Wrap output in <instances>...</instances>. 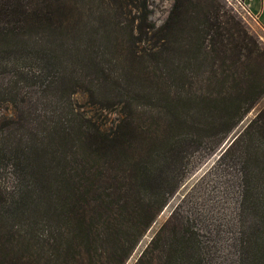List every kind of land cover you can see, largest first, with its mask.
Here are the masks:
<instances>
[{
	"label": "trees",
	"instance_id": "16d2710c",
	"mask_svg": "<svg viewBox=\"0 0 264 264\" xmlns=\"http://www.w3.org/2000/svg\"><path fill=\"white\" fill-rule=\"evenodd\" d=\"M84 1L0 0V103L9 102L15 111L13 119L0 123V264H125L180 184L170 180V171L200 144L171 129L221 126L211 136V153L264 93L252 73H242V56L248 58L253 46L238 21L219 14L216 0H174L160 27L147 25V0H98L119 14L128 8L140 12L128 25L129 36L146 46L131 58L147 65L144 95L163 102L149 111L168 134L161 158L148 163L149 150L134 153L135 140L153 144L158 134L133 119L132 104L106 105L92 86L84 90L90 105L120 106L111 129L72 106L64 116L36 114L23 88L37 87L44 95L63 83L67 49L61 34ZM26 30L57 36H25ZM241 73L248 79L244 85ZM30 116L39 118L31 124ZM195 117H203L205 127ZM35 123H43L40 139ZM234 154L240 205L233 264H264V105L218 160ZM13 244L20 253L9 257L7 245ZM207 255L182 198L133 264H210Z\"/></svg>",
	"mask_w": 264,
	"mask_h": 264
},
{
	"label": "rangeland",
	"instance_id": "374dc122",
	"mask_svg": "<svg viewBox=\"0 0 264 264\" xmlns=\"http://www.w3.org/2000/svg\"><path fill=\"white\" fill-rule=\"evenodd\" d=\"M173 1L147 0V25L154 24L156 27H160L165 21ZM216 2L220 5L219 14L223 12L225 15H231L244 29L253 49L249 55L247 52H243L248 55V58L242 56V61L245 63V72L242 73L247 76L252 73L257 78L258 89L263 88L264 31L255 19L236 6L232 0H216ZM105 7V4L98 0H85L81 5L80 12L74 16L66 28L65 34H61L64 36L62 47L67 50L63 52L65 76L57 91L40 95L37 87H24L23 96L25 100L36 103V114L50 116L52 112L61 111V116H64L69 106H72L80 112L83 111L85 116L95 119L105 130L111 129L118 120L120 106L112 105L106 109H101L97 105H90L88 103L90 100L89 93L84 90H88L91 86L95 88L96 94L101 95L96 97L103 98V103H107L106 105L112 101L131 103L134 110L133 119L144 129L150 125V129H154L158 134L157 141L153 144L152 141L135 140L132 144L133 151L137 155H142L146 150H149L148 163H155L156 159L162 156V143L168 134L162 129L163 126L162 128L156 127L155 123L160 122V120L154 117L155 122L152 121L149 113V111L151 114L158 111L161 102L154 99L150 101L142 91L147 82L142 80L141 76L147 65L138 64L131 58L132 53H137L141 47L146 46V43L132 42V38L129 36L128 27L131 28L133 25L131 20L135 19L134 14L138 17L140 12L136 13L132 8H128V12L124 10V13L119 14L113 9ZM196 12L197 10L191 7L188 13L194 17ZM136 19L138 20V18ZM25 36L57 35L48 33L41 35L26 30ZM101 69L108 74L106 81L103 80L105 76ZM242 73L240 83L244 85L248 79L244 78ZM263 105L264 93L227 133L220 146L211 153L208 150L211 136L213 132L221 129V126L215 130L209 128L200 130L198 127L190 131H186L185 128L171 129L174 136L184 134L182 137L186 139L192 136L197 138L200 144L196 149L186 153L184 159L175 166L173 171H170V180L176 184L181 180L180 184L174 193L168 197L167 202L140 238L125 264H133L155 231L168 218L182 198L185 213L190 217L191 223L198 228L204 241L210 264H233L236 252L234 248V236L237 230L236 219L240 205L237 155H228L225 162L218 160V157ZM14 117L13 106L9 102H1L0 123ZM28 118L27 121L32 124L36 122L32 119L39 117L30 116ZM194 122L201 128L205 127L203 117H195ZM41 124L43 123L37 125L35 123L33 132L36 133L37 139L41 138V132H43V125ZM17 132L23 136L27 133L22 128L18 129ZM187 132H191V134L187 135ZM29 136L35 139V136L31 134ZM49 137L47 135V140H51ZM43 146L47 147L46 144ZM132 161L130 160V162ZM227 163L236 164L231 165L234 167L232 168ZM4 178H7V175ZM7 246L12 248V251L7 250L9 257L19 255L20 252H18L16 245Z\"/></svg>",
	"mask_w": 264,
	"mask_h": 264
},
{
	"label": "crops",
	"instance_id": "0c3cea01",
	"mask_svg": "<svg viewBox=\"0 0 264 264\" xmlns=\"http://www.w3.org/2000/svg\"><path fill=\"white\" fill-rule=\"evenodd\" d=\"M255 21L264 31V0H244Z\"/></svg>",
	"mask_w": 264,
	"mask_h": 264
},
{
	"label": "built area",
	"instance_id": "2783aa9c",
	"mask_svg": "<svg viewBox=\"0 0 264 264\" xmlns=\"http://www.w3.org/2000/svg\"><path fill=\"white\" fill-rule=\"evenodd\" d=\"M236 6L240 7L247 15H249L251 18L255 19L254 16L251 14L249 9L247 8L244 0H232Z\"/></svg>",
	"mask_w": 264,
	"mask_h": 264
}]
</instances>
